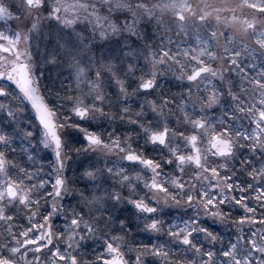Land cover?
Wrapping results in <instances>:
<instances>
[{"label":"snow or ice","instance_id":"obj_1","mask_svg":"<svg viewBox=\"0 0 264 264\" xmlns=\"http://www.w3.org/2000/svg\"><path fill=\"white\" fill-rule=\"evenodd\" d=\"M0 264H264V0H0Z\"/></svg>","mask_w":264,"mask_h":264}]
</instances>
